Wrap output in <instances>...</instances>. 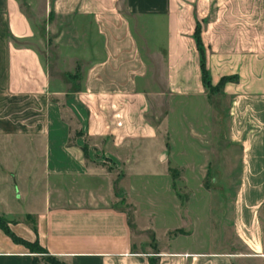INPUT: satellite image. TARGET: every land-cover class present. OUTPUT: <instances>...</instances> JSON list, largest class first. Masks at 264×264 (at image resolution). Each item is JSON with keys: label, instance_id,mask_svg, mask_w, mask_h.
<instances>
[{"label": "crops", "instance_id": "obj_1", "mask_svg": "<svg viewBox=\"0 0 264 264\" xmlns=\"http://www.w3.org/2000/svg\"><path fill=\"white\" fill-rule=\"evenodd\" d=\"M197 23L211 85L234 77L216 92L235 95L231 126L240 127L242 109L263 126L245 125L240 136L252 140L244 147V165L263 179L264 0H0V62H6L0 92L25 96V103L42 109L38 116L0 117V216L16 236L37 242L64 264H264L258 213L264 197L257 193L233 201V243L208 235L196 247L189 209L186 219L169 218L160 235L155 214L142 219L127 196L129 207L117 208L102 194L112 171L145 163V155L164 166L168 146L148 118L157 91L147 84L148 68L131 28L163 27L164 51L157 52L165 91L172 101L206 97L210 107L213 93L202 84L193 35ZM42 24L57 27L59 44L73 51L82 49L83 28H93L101 48L79 73L58 79L35 47L18 44L33 42V28ZM5 119L26 126L6 129ZM34 263L47 264L0 229V264Z\"/></svg>", "mask_w": 264, "mask_h": 264}, {"label": "rangeland", "instance_id": "obj_2", "mask_svg": "<svg viewBox=\"0 0 264 264\" xmlns=\"http://www.w3.org/2000/svg\"><path fill=\"white\" fill-rule=\"evenodd\" d=\"M33 29V42L18 44L35 47L49 72L58 79H70L74 73H79L80 68L88 64L95 47L98 51L101 48V41L95 36L93 28H83V37L77 43L82 49L73 51L72 47L71 52L57 41V27L42 24ZM131 30L148 68L147 84L157 91L152 95L148 118L153 125L161 127L160 133L167 136L165 141L168 146L163 152L164 166L150 160V155H145V163H133L127 171L125 166L112 171L109 180H106L108 190L102 194L106 195L108 205L117 208L129 207L127 196L132 212L136 211L142 219L155 214L152 222L160 235L171 218L186 219V210L189 209L188 217L193 219L194 247L208 235L228 244L233 243L235 232L231 211L234 199L249 193H257L259 199L264 197V178H259L260 172L251 173L243 163L244 147H248L252 140L244 142L240 136L246 131L245 125L259 130L263 126L254 123V118L248 119L246 109L239 112L240 127L234 129L231 126L229 111L232 108L229 106L235 98L233 92H225V96L221 92L209 94L208 99L213 103L210 107L206 97L201 96L172 101L164 88V60L157 52L158 49L164 51V28L149 26L133 27ZM0 70L4 85V58L0 62ZM0 98V117L22 118L42 114L41 107L36 103H25V96L12 97L0 92ZM20 121L10 124L11 121L5 119L2 126L6 129L26 126ZM193 129L196 132H192ZM2 143L5 142L0 145ZM110 185L113 186L112 192ZM258 213L264 223V206ZM0 217L9 227V220ZM26 220L33 222L32 217ZM170 233L176 234L177 230ZM150 239L155 242L153 235ZM35 254L43 260L48 257L45 253Z\"/></svg>", "mask_w": 264, "mask_h": 264}, {"label": "trees", "instance_id": "obj_3", "mask_svg": "<svg viewBox=\"0 0 264 264\" xmlns=\"http://www.w3.org/2000/svg\"><path fill=\"white\" fill-rule=\"evenodd\" d=\"M200 31H201V26L200 23L196 24L195 31H194V39L196 42V46L199 52L200 56V67H201V79H202V84L203 86L209 90L210 93H216L219 92L222 86L229 81H232L234 77H224L220 80L219 84L215 87L211 85V80L206 68V60H205V48L204 45L201 41L200 37ZM0 229L16 244H21L24 246L26 249L30 251V253H45L47 252L37 243V242H28L18 236H16L8 227V224L3 221L0 217ZM33 230L35 231V227H33ZM45 262L47 264H64L56 260L54 257L48 256L45 259ZM37 264V263H34Z\"/></svg>", "mask_w": 264, "mask_h": 264}, {"label": "built area", "instance_id": "obj_4", "mask_svg": "<svg viewBox=\"0 0 264 264\" xmlns=\"http://www.w3.org/2000/svg\"><path fill=\"white\" fill-rule=\"evenodd\" d=\"M114 117H116V118H120V115L116 114ZM117 126H121V122H118V123H117ZM185 256H189V255H186V254H185Z\"/></svg>", "mask_w": 264, "mask_h": 264}]
</instances>
